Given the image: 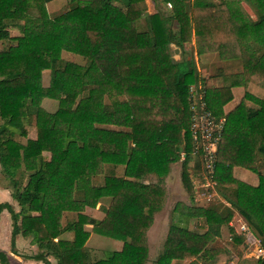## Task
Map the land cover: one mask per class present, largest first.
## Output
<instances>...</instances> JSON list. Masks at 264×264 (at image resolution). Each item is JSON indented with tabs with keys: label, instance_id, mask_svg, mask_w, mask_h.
<instances>
[{
	"label": "trees",
	"instance_id": "trees-1",
	"mask_svg": "<svg viewBox=\"0 0 264 264\" xmlns=\"http://www.w3.org/2000/svg\"><path fill=\"white\" fill-rule=\"evenodd\" d=\"M50 1L0 0V41H14L0 50V172L18 206L14 211L0 202L10 217V251L19 234L38 248L27 258L42 264H144L146 231L163 205L172 164L179 162L180 181L192 197L186 170L192 96L223 118L212 181L227 205L223 215L202 205L174 210L178 217L151 264L210 262L218 251L210 242L222 225L231 242L242 241L227 225L230 210L264 247V0H242L252 17L227 0H152L150 14L145 0H68L52 16L45 7ZM6 22L20 24L21 35L11 36ZM190 38L196 57L214 55L224 66L237 61L240 71L230 74L222 66L223 83L212 87L211 77L183 53ZM170 44L180 50L179 59L172 58ZM62 52L80 56L83 64L63 59ZM43 70L49 71L46 86ZM231 87H241L242 96L222 113ZM43 98L56 100L53 112L41 107ZM31 122L33 138L26 136ZM220 150L230 151V159H220ZM234 167L254 173L256 184L234 176ZM97 175L101 184L92 183ZM102 197H108L99 207L103 216L87 218L84 208ZM64 212L75 218L62 225ZM194 217L203 218L202 233L187 230L185 222ZM86 223L121 235L120 251L91 259ZM68 230L71 239L58 238ZM0 264H8L1 251Z\"/></svg>",
	"mask_w": 264,
	"mask_h": 264
},
{
	"label": "rangeland",
	"instance_id": "rangeland-1",
	"mask_svg": "<svg viewBox=\"0 0 264 264\" xmlns=\"http://www.w3.org/2000/svg\"><path fill=\"white\" fill-rule=\"evenodd\" d=\"M227 3L229 7H233L235 9L236 7L240 8L242 11L247 13L248 16L252 17V11L244 1L227 0ZM145 4H146L145 13L150 14V13L155 12L156 5L154 4L152 0H145ZM170 4H171L170 2L166 3L165 8H164L165 11H168L170 9L169 8ZM67 6H68V0H52L45 5L46 11L48 12L50 16L64 11L67 8ZM6 23H7L9 34L11 36L21 35L19 32L20 24L12 23V22H6ZM13 43L14 41L12 40H3V41L1 40L0 50L5 49L7 46ZM26 45L30 46V41L26 40ZM169 50H170V54L173 59L177 60L181 57L180 50L176 48L175 46L170 44ZM183 51L182 52L185 53V55H191L193 57L198 69H204V72L202 75L203 77H206V76L211 77L209 79L210 85L217 83L220 86L223 83V78L218 75H220V73L224 71L222 66L226 64H224V62L222 61H219L217 56L210 55V56H203L201 58L196 57V55L194 54V50H193L192 38H190L189 40L183 43ZM61 56L63 59L77 63V64H83L84 62V60L80 56L75 55V54L62 52ZM227 64L228 66H224L226 67L225 71L227 72L230 71V74L240 71V67L238 66L237 61H231ZM48 81H49V71L43 70L41 72V84L43 86H46L48 84ZM237 88H239L238 90L239 92L237 91V94L238 95L240 94L241 96L243 89L241 87H237ZM254 88L255 87H253L252 89ZM255 89L261 91V88H255ZM195 99L197 98L195 97ZM40 105L44 110L53 112L56 109L57 102L56 100H53V99L43 98L40 102ZM198 107H199V104L196 105V110L198 109ZM203 107H205V105H203ZM100 127L108 128V129L117 128V127L106 125V124H103V125L101 124ZM26 129H27L26 136L33 138L35 136V130H34V126L32 122L26 125ZM118 129H121V128H118ZM122 129H124L125 131L128 130L127 128H122ZM47 155H48L47 153H44V157H47ZM201 157L202 156L196 153H191L190 158H189L190 160L188 161V164L186 167L188 177L189 179L191 178L190 183L192 186V197L190 199L180 181L179 162L171 165L172 171L170 173V176L172 177V175H175V180L173 181V184H172L173 188L171 190L173 191L172 193L174 194L171 195L169 194V192L167 193V195L164 198L162 207L159 209V211L154 213L152 217L151 224L148 227L146 231V235H145L146 242H147L148 258L144 264H151V260L155 258L156 254L160 251L162 242L167 233L168 225L172 223V221H174L178 217V214L174 210H179L180 212L184 211L185 213H187L188 210L186 208L185 209L182 208V206L194 207V206L202 205L206 207H213L214 209L217 208L215 210L218 213L222 215L224 214L223 207L225 205L222 202V199L217 193V191L215 190V188H214V193L211 195L209 200H204V198H201L202 192L206 193L208 191L209 192L211 191L210 188H207V189H204L201 187L199 188V186L203 182H205L204 180L205 179V168L204 166H202V163L200 160ZM218 157L220 159L229 160L231 157V153L228 150H220ZM261 162L262 160H259L257 164L259 169H261ZM101 182H102L101 176L97 175L92 178L93 184H101ZM0 185L7 188V181L2 177L1 172H0ZM163 188L165 187L163 186ZM196 192L198 194L197 201L194 200V197H196ZM10 203H14V202L10 200ZM107 203H108V197H102L96 203L94 208L86 207L84 208L83 213L87 216V218L90 217L94 219H100L103 216V213L99 207L101 206L104 207L107 205ZM15 209H16L15 211L18 210V208H15ZM172 210L175 213H173ZM230 213L232 216V213H234L233 210H230ZM74 218H75V213L64 212L61 217V224L63 225L64 223L68 221L74 220ZM195 221L197 222L195 223ZM0 223H1L0 231H2V227H5L7 224L9 225V216L6 213L4 217L1 218ZM185 226L191 230L189 232H196L197 234H199L198 232L202 233L206 227L203 222L202 217L200 218L194 217V218L187 219V221L185 222ZM83 227L86 231H88V237L85 241V247L87 248V250H89L91 259L101 258L103 257V254L107 251H114V252L120 251L122 241H124L121 235L116 234L112 231L104 230L102 228H99L89 223L84 224ZM220 228L221 229H220L219 236L215 237L210 242V246L218 250L217 253L214 255L213 258L207 259V260H210V262L206 261L203 263L202 261L203 258L198 257L195 259L194 264H226L229 260H232L235 263L236 262L240 263L244 259L248 261L249 259H251L249 261V264H252L256 258L254 256H251L250 258L248 246L245 243H243V240L240 242H231L227 227L225 225H222ZM58 238L69 240L72 238V231H69V230L64 231L62 234L58 236ZM28 242H29V239H28ZM23 252L27 253L26 251H23ZM28 252L30 253H27V254H32V252H34L35 254L39 251H38V248L35 246L33 251H28ZM246 254H248L249 258L246 256H245L246 258L243 257ZM51 261L54 262L53 258L51 259ZM32 262H35V261L32 260ZM172 263L173 264H188L189 260H173Z\"/></svg>",
	"mask_w": 264,
	"mask_h": 264
},
{
	"label": "built area",
	"instance_id": "built-area-1",
	"mask_svg": "<svg viewBox=\"0 0 264 264\" xmlns=\"http://www.w3.org/2000/svg\"><path fill=\"white\" fill-rule=\"evenodd\" d=\"M199 104L196 110V105ZM203 99H195L191 97L189 106L190 119H189V136L192 143V153H196L201 157L202 166L205 168V182H203L199 188H210L209 192H202L201 198L209 200L211 195L214 193V182L212 181L213 167L215 161L216 145L220 136V130L223 124V118H216L211 114L210 111L203 107ZM181 158L183 157L180 154ZM197 192L194 200L197 201ZM236 226L231 224L229 220L228 225L232 228L233 232L240 235L243 243L248 246L250 256L255 258H264V247L261 245L258 237H256L250 230L246 222L238 214L236 218ZM226 264H236L234 261L229 260Z\"/></svg>",
	"mask_w": 264,
	"mask_h": 264
},
{
	"label": "crops",
	"instance_id": "crops-1",
	"mask_svg": "<svg viewBox=\"0 0 264 264\" xmlns=\"http://www.w3.org/2000/svg\"><path fill=\"white\" fill-rule=\"evenodd\" d=\"M211 86L212 87H218L219 85L217 83H214ZM238 90H239V88H237V87L230 88L231 99L221 106V112L222 113H226L227 111L232 109L239 102L242 95L240 96V94L239 95L237 94ZM203 102L205 104L204 99H203ZM171 171H172V168H170L169 174L164 179L163 186L165 187L164 188L165 196L167 195L168 192L171 195L174 194V193H172L173 191H171V190L173 188L172 184H173V181L175 180V175H172V177H171L170 176ZM232 173L238 179L245 181L246 183H248L250 185H255L257 182L256 175L254 173L246 170V169L234 167L232 169ZM190 180H191V178H190ZM10 200H12V202H14V203H10ZM0 202L9 203L12 206L14 211L16 210L15 208H18L16 202L11 198L9 190L2 185H0ZM222 202L225 205H227V203H225L223 200H222ZM233 212L234 213H232L230 220H231V224L233 223V226H236V224H237L236 218L238 216V213L235 210H233ZM5 213L9 216V213L5 209L0 211V222H1V218L4 217ZM198 218H200V217H198ZM196 222L197 221H195V223ZM187 230L191 231L190 229H188V227H187ZM10 232H11V224H10V217H9V225L7 224L5 227H2V231H0V251L2 253H4V255L8 261V264H42V262L40 260L27 258V256L34 254V252H32V254H27V253H30L28 251H33L35 248V245L30 244L28 242V238H24L19 234L14 236L15 252L14 253L11 252L10 251V243H9ZM194 233H196V232H194ZM198 233H201V232H198ZM23 251H26L27 253H24ZM245 256L249 258L250 255L248 256V254H246L243 257H245ZM250 258H251V256H250ZM48 259H49V261H51L52 258L48 257ZM32 260H34L35 262H32ZM249 260H251V259H249ZM236 264H238V263H236ZM242 264H245V263L242 262Z\"/></svg>",
	"mask_w": 264,
	"mask_h": 264
}]
</instances>
